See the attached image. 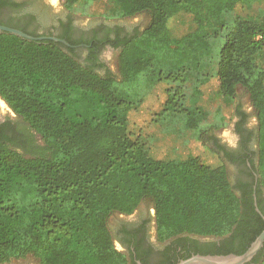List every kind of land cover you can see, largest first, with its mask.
I'll return each instance as SVG.
<instances>
[{
    "label": "trees",
    "instance_id": "16d2710c",
    "mask_svg": "<svg viewBox=\"0 0 264 264\" xmlns=\"http://www.w3.org/2000/svg\"><path fill=\"white\" fill-rule=\"evenodd\" d=\"M61 1L73 10L95 0ZM114 1L123 16H151L142 34L123 43L119 73H101L54 39L0 32V94L42 138L36 143L29 133L21 142L0 130L1 263L32 255L40 264H129L108 221L114 212H133L144 199L155 206L162 240L230 235L225 244L214 243L211 254H241L264 230L253 198L239 195L216 149L217 125H203L208 110L184 105V86L212 55L211 30L220 28L216 71L201 79L193 98H203L201 85L211 77L227 103L235 101L239 86L247 89L259 122L264 186V67L257 60L264 49V0ZM176 20L186 25L181 35L170 27ZM164 83L177 86L157 99L156 120L164 112L184 113V125L201 131L200 141L218 160L156 157L134 132L132 111ZM238 233L245 242L236 247Z\"/></svg>",
    "mask_w": 264,
    "mask_h": 264
},
{
    "label": "flooded vegetation",
    "instance_id": "af4514ba",
    "mask_svg": "<svg viewBox=\"0 0 264 264\" xmlns=\"http://www.w3.org/2000/svg\"><path fill=\"white\" fill-rule=\"evenodd\" d=\"M145 13L119 19L83 18L61 0H0V24L18 28L36 37L59 38L58 42L75 49L81 62L95 64L101 73H105L107 69L116 73L113 64L118 60L125 40L142 34L150 24L147 22L148 17L143 18ZM249 108L242 101L235 108V120L228 136L214 135L218 139L216 149L227 165L236 191L239 195L250 194L256 211L263 217L264 186L259 183L258 173L259 122L255 107ZM28 126L0 94V130L21 142H27L31 137L29 133H33L35 142L41 144L38 133ZM211 142L213 145L214 142ZM108 224L116 246L127 255L129 264H170L185 259L188 254H211L214 243L223 245L230 236L180 234L162 240L159 238L156 209L151 199L141 201L131 213H112ZM239 234L232 241L236 247L242 241L245 242ZM262 261L264 245L245 264H259ZM13 264L39 263L27 256L24 261L17 260Z\"/></svg>",
    "mask_w": 264,
    "mask_h": 264
},
{
    "label": "rangeland",
    "instance_id": "374dc122",
    "mask_svg": "<svg viewBox=\"0 0 264 264\" xmlns=\"http://www.w3.org/2000/svg\"><path fill=\"white\" fill-rule=\"evenodd\" d=\"M73 11L77 13L79 17L83 18L99 17L104 19H119L126 17L122 15L121 6L114 0H95L82 3L76 5L73 8ZM143 18H147V22H150L151 16L146 12ZM225 19L231 21L233 15L229 14ZM170 27L175 35H181L182 32L186 30V25L178 22V20L171 22ZM222 35L220 28L216 27L211 30V42L213 45L212 55L203 60V65L200 69L191 72L189 79L184 86V105L190 109L199 104L207 109L209 112V118L203 122V125L208 126L210 124H215L217 127L213 129V132L221 137H227L235 120L236 106H240L242 101H244V103L250 108L254 106L252 105L253 103L247 89L243 86H239L235 101L227 103L217 90L215 78L211 77L208 82L201 85V88L204 91L203 98H200L198 101L193 98L194 90L200 83L201 79L206 76L214 75L216 71L217 52L223 41ZM257 60L259 66L264 67V49L258 54ZM113 67L116 73H119V62L117 59L115 60ZM176 86L177 84L174 83H164L160 88L155 89L152 92L153 94H151L144 103L136 109V111H132V126L134 132H140L141 137L149 142L153 154L156 157L161 158L168 155L185 157L191 154H196L200 155L201 158L207 161L218 160L216 153L210 150L208 145H205L200 141L199 138L201 131L199 129L187 128L184 125V113H170L169 115V113L164 112L162 113L161 119L158 121L156 120L158 113L156 110L160 107L157 99L166 96L165 92L168 88L173 89L176 88ZM255 112L257 114L256 109ZM38 137L40 142H42L40 134H38ZM209 144L211 145V143ZM117 248L120 247L117 245ZM28 256H31L35 262L40 264L36 257L32 255ZM26 257L12 258L7 263L13 264L17 260L24 261ZM259 264H264V262L262 261Z\"/></svg>",
    "mask_w": 264,
    "mask_h": 264
},
{
    "label": "water",
    "instance_id": "95a60500",
    "mask_svg": "<svg viewBox=\"0 0 264 264\" xmlns=\"http://www.w3.org/2000/svg\"><path fill=\"white\" fill-rule=\"evenodd\" d=\"M0 32H9L19 35L30 40H42L47 37H36L18 28L0 24ZM59 41V38L50 37ZM63 41V40H61ZM64 42V41H63ZM263 215V214H262ZM264 218V215H263ZM264 245V230L258 235L256 240L248 248L247 251L241 254H193L188 258L182 259L175 264H245L253 259L257 252Z\"/></svg>",
    "mask_w": 264,
    "mask_h": 264
}]
</instances>
